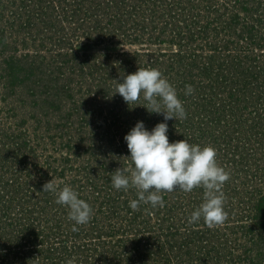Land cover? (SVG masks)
Instances as JSON below:
<instances>
[{"label":"rangeland","instance_id":"rangeland-1","mask_svg":"<svg viewBox=\"0 0 264 264\" xmlns=\"http://www.w3.org/2000/svg\"><path fill=\"white\" fill-rule=\"evenodd\" d=\"M244 1L248 10L230 17ZM83 10L91 12L87 15ZM191 26L197 31L195 52L183 49L179 56H171L178 51L176 38L184 37ZM159 36L171 42L161 44L166 52L161 63L139 56L144 65L135 66L119 55L122 49L143 55L140 49ZM210 43L214 49L206 47ZM213 52L226 57L230 66L223 74L226 89L210 94L196 87L206 83L199 76L203 55ZM137 67L158 69L173 86L177 84L178 94L192 86L193 93L185 98L192 103L191 114L181 119L184 124L175 123L180 118L168 120L174 121L168 123L174 134L169 139L215 148L218 165L229 173L222 188L224 221L212 226L203 218L189 222L190 213L202 202L196 196L197 192L204 195L202 186L163 191L162 206L142 202L133 209L129 201L137 198V189L114 188L113 167L97 173L99 202L104 207L87 223L77 225L78 231L72 230L74 221L68 218L66 205L56 202L48 208L40 200L35 210L34 202L31 206L27 199L10 204L23 182L31 179H51L58 187L70 184L76 191L80 185L85 191L94 187L96 173L81 172L78 167L97 164V157L86 152L87 148L93 151L97 136L108 132L112 114L104 108L106 101L114 113L134 110L127 113L131 120L135 118L134 124L142 120L151 129L163 120L162 114L159 120L160 114L141 109L142 95L126 105L121 96L116 107L112 102L116 92L112 79ZM66 163L74 166L68 169ZM261 165L264 0H0V264H19L5 246L14 233L16 240L27 236L22 233L27 228L41 244L34 243L36 256L31 254L21 264H65L73 257L77 264H264ZM37 168V176L30 173ZM48 192L55 200V194ZM109 197L112 211L105 209L104 202L111 206ZM88 223L96 228L92 230ZM101 229L104 234H97Z\"/></svg>","mask_w":264,"mask_h":264},{"label":"clouds","instance_id":"clouds-1","mask_svg":"<svg viewBox=\"0 0 264 264\" xmlns=\"http://www.w3.org/2000/svg\"><path fill=\"white\" fill-rule=\"evenodd\" d=\"M112 80L116 88L114 94L118 93L127 104L137 101L142 95L146 101L143 107L149 113L163 115V120L151 129L138 120L124 135L128 149L124 158L129 163L127 168L118 167L110 172L113 187L117 190L137 189V198L129 201V206L136 209L142 202L153 207L162 206L163 191L176 188L191 191L196 186H202L203 200L190 213L189 222L203 218L210 226L222 223L227 215L223 207L222 188L229 173L218 165L216 150L211 145L193 144L187 139L169 141L167 121L183 119L187 115L174 86L152 67H137L136 71L123 73ZM186 89V94L190 93L191 85ZM42 190L53 192L57 203L67 206L68 218L74 221L73 231H78L77 225L89 221L91 205L80 198L72 185L58 187L50 179L44 183ZM65 264H77V261L73 257Z\"/></svg>","mask_w":264,"mask_h":264},{"label":"trees","instance_id":"trees-1","mask_svg":"<svg viewBox=\"0 0 264 264\" xmlns=\"http://www.w3.org/2000/svg\"><path fill=\"white\" fill-rule=\"evenodd\" d=\"M247 1H244L243 3H242V5H241V7H239V9H237V10H235V11H233L234 13H235V15L234 14H231V16L230 17H232V18H235V17H239L243 12H245V11H247L248 10V6H247ZM237 6V5H236ZM84 11V14L86 13L87 15H89V13H88V11L89 12H91L90 10H83ZM81 11H77V13H80ZM231 12V11H230ZM83 13H81V16H83L84 15ZM76 16V15H75ZM92 23H94L95 22V20H92L91 21ZM98 23H103V21H101V22H98ZM97 23V24H98ZM185 26H187L188 28H189V25H185ZM223 27H225L224 25H222ZM226 28H229L230 29V27H226ZM196 33H197V31H196V29H195V27H192L191 26V30H189L188 32H187V34L185 35V34H183L184 35V37H185V39L187 38V41L185 42L184 40H182L184 37L183 36H181L180 38H176V45H177V49H178V51L176 52V53H172V55L171 56H174V57H177V56H179V55H176V54H178L179 52L181 53L182 52V50L183 49H188V50H190V52L193 54V52H195V50H194V47H193V42H195V35H196ZM178 34H180L181 35V33H179L178 32ZM188 41H190L191 42V47L189 46V44H188ZM152 42H156V43H166V42H168V43H171L170 41H168V39L167 38H165V36L162 38L161 36H159V37H157V38H154V39H152ZM184 44H186V46L184 45ZM211 46H212V48H213V45L210 43V44H207L206 45V47L208 48V49H210L211 48ZM224 48H228V44L227 43H225V46H224ZM214 49V48H213ZM215 51V50H214ZM179 53V54H180ZM214 53V52H213ZM213 53H207V54H205V55H203V60H204V64H201L202 66H200V73H199V76L200 77H202L203 78V80H205L206 81V83H204V82H200L199 84H197L198 85V87H196V90H198V88H199V86L204 90V91H207L208 93H210V94H212V93H216V92H218V91H220V90H224V89H226V88H224L223 86H224V84H226V82H227V78L225 77L226 75H223V74H227L226 72V70H224L225 69V67H227V68H229V66L230 65H226V57H223L222 55H219V52L217 53L216 52V55H215V53L213 54ZM121 56H123L124 57V59L126 58V57H128V55H126L125 53H123ZM134 56H136V57H139V56H141V55H137V54H135ZM152 57H150L151 59H149L148 58V60H150V61H152V60H156L155 58H157L158 60H159V63H161V58H163V59H165V57H166V55H165V53H157L155 56L154 55H151ZM193 56V55H192ZM216 56V57H215ZM136 57H134V61H135V66H139V64H142V65H144V63H140V60H138V58H136ZM170 57V56H169ZM221 57H223V58H221ZM215 58H218V60H216ZM147 59V58H146ZM121 61H124V60H121ZM131 61H133V58L131 59ZM129 63V62H128ZM157 63V62H156ZM196 63V62H195ZM222 63V64H221ZM224 63V64H223ZM124 66V65H123ZM196 67H197V63H196ZM133 72V71H132ZM192 83L193 84H196L195 82H194V80H192ZM180 84H182V86H184V84L181 82ZM223 85V86H222ZM176 86H177V84H176ZM176 86H174V87H176ZM188 86V85H187ZM192 87V86H191ZM183 88V87H182ZM175 89H178V87H176ZM200 89V88H199ZM220 89V90H219ZM218 90V91H217ZM182 92L181 93H177V96L179 97V99L183 102V105H184V108H185V110H186V113H187V115H190L191 114V112H190V114H189V112L188 111H191V109H193L192 107L190 108L189 106L192 104L191 102H189V104L187 103V101L185 100V98L187 97V95L188 94H191V92L193 93V91L191 90V92L190 93H187L186 94V92H187V89H185V90H181ZM202 91V90H201ZM194 92H195V90H194ZM119 97H120V95L117 93V94H115V96H114V100L112 101V102H114V105H115V107L117 106V103H118V101H119ZM122 100H123V98H122ZM190 100H192L191 98L189 99V101ZM107 102V101H106ZM104 103V108L105 109H107L108 108V113H109V115L110 114H112V115H110V117H109V119H108V122H107V126H106V131L107 130H111V128L114 130V131H117V133L118 134H120V137L123 139V137H124V135L127 133V125H130V124H134V121H135V118L133 119V120H131L132 118L128 115L127 116V113H132V111H134V110H130V111H128L127 109H123L122 111H121V114H119V113H114L113 112V109L111 108V106L109 107L108 105H106L107 103ZM120 102V101H119ZM123 102H124V104L126 105V102L123 100ZM146 105V101L144 100L143 101V103H142V110H146V109H143L144 107L143 106H145ZM193 105H195L194 103H193ZM107 108H106V107ZM116 112V111H115ZM149 113V112H148ZM114 114V115H113ZM149 115V114H148ZM160 118H162L161 117V114H160V116H158V119L160 120ZM172 122H174L173 120H170V121H168L167 123H172ZM181 122H183V120H181V119H177V121H175V123H177V124H184V123H181ZM170 127H172V126H170ZM177 128V127H176ZM126 130V131H125ZM169 133H168V137L169 138H172V136H174V134L172 135L170 132V128H169ZM111 132V131H110ZM97 139H95V141L91 144V146H92V148H93V151L92 152H90V151H88V148H87V154L86 155H93V156H95L96 154V157H98L96 160L98 161L97 162V164L94 166V164L92 163V164H89V162H87L85 165L84 164H82L80 167H78V170L79 171H81V172H88L89 174L90 173H93L92 172V168H96V170H97V172L95 171L94 172V174L96 175V177H95V183H93V188L92 187H90V188H88L87 189V191H85L84 190V188H83V186L82 185H80L79 187H77L78 189H77V192H78V194H79V196H80V198H82V199H85L90 205H91V208H92V215H91V217L90 218H93L95 215H97L99 212H97L99 209H100V207L103 205V203H102V201H100L99 202V200L101 199L100 198V190H99V185H98V182H97V178H99L100 176H97V173H99V172H101L102 170H103V172L104 171H110L111 170V168L113 167L114 168V170L116 169V168H118V167H114L113 166V163L114 162H116V159H115V157H116V153H118L119 151H118V149H119V147H117V148H115V149H113V150H106L105 148H100L101 147V145L99 144V138L98 137H96ZM171 139H169V141H170ZM103 143L104 144H106V145H111L112 144V140L111 139H109V138H105L104 137V139H103ZM101 151H103L102 153H101ZM107 152V155L105 154ZM28 159V157L26 156V157H24V160H27ZM99 159V160H98ZM120 160L119 161H121L119 164H120V167H122V168H126V166H124L123 164H121V163H124L123 161L125 160V158H124V155H120V158H119ZM24 161H22V163H23ZM52 163V162H51ZM129 163V162H128ZM35 164V163H34ZM53 164V163H52ZM89 164V165H88ZM34 166H36V164L34 165ZM48 166H49V168H52L53 166L50 164V163H48ZM72 166H74L73 164H67L66 163V168H68L69 169V167H72ZM29 167V166H28ZM259 169H261V171L259 170L258 172H260L261 174H258V176H259V180L260 181H262L263 180V178H262V175H264L263 173H264V166L263 165H261V168H259ZM26 170L27 171H29L28 170V168H26ZM263 171V172H262ZM38 172H39V168H37L34 172H30L31 174L32 173H34V176H37L38 175ZM30 174H28V176H29ZM43 176H45V177H47V173H46V175H43ZM91 179H89V181H90ZM48 180H39V179H37V181H34V179L32 180H27V181H25V182H23V184H22V186H21V189L24 191V193H26V194H21L22 193V190H21V192H20V194H19V196L17 197V198H13V200H10V204L11 203H13V202H16V204H17V201H19L20 199L21 200H24V199H27L26 201H29V204H31V206H32V203L34 204V206H35V210L36 209H38V206H37V204L38 203H40V200H45V203L47 202V204H46V206L48 207V208H50L52 205H55L56 204V199L54 200L53 198H51L50 196H48V191H44V190H42V186L44 185V183L45 182H47ZM198 187V186H197ZM196 187V188H197ZM197 191H199V189L197 190ZM108 192H110V190L108 191ZM107 192V190L105 189V195H107V196H110L109 195V193ZM28 193V194H27ZM83 195V196H82ZM196 196H198L197 198H198V202L199 201H201V200H203V197H204V195L202 194V192H200V193H198L197 192V194H196ZM41 197V198H40ZM32 198H34L33 200H32ZM40 198V199H39ZM110 202H111V206L110 207H106V203L104 202V204H105V209L106 208H108L107 210H109V209H111V211L113 210V201H112V198L111 197H109V198H107ZM115 199L118 201L119 200V197H115ZM131 199H135V197L134 196H132V198ZM125 202H126V199H125ZM19 205L21 206V204H19L18 203V207H19ZM96 205V206H95ZM145 205V204H144ZM151 205V204H150ZM67 207V206H66ZM103 207H104V205H103ZM21 208V207H20ZM30 208V207H29ZM23 209H25V208H23ZM28 209V208H27ZM27 209H25V211H27ZM61 210V208H60V206H59V208H58V211H60ZM94 212H96V213H94ZM106 213H108V211H106ZM149 213H152V215L150 216V217H152V218H157V215H156V213H154V212H149ZM158 220V219H157ZM48 220L46 219V221L45 222H47ZM159 221V220H158ZM44 222V223H45ZM88 226L89 227H91V229L92 230H94L96 227H94L93 225H90L89 223H88ZM16 233H17V231H16ZM21 233V232H20ZM22 233H25V234H27V236H24V235H19V238H18V240H16V238H15V236H14V234L13 235H11L10 237H9V239L7 240V244H9V246L8 247H6L5 246V248H7V250L6 251H8V252H10V253H12V254H15V257L19 260V264H21V262H25V261H27L30 257H31V254H32V256H36L35 254H34V249H33V247H31L34 243H38V244H41L40 243V241L39 240H36V238L34 237L36 234H32V231H30L28 228H27V230L24 232V231H22ZM95 233H97V232H95ZM97 234H104V230H102L101 229V233H97ZM115 234V233H114ZM16 235H18V234H16ZM77 235H81V230H79V234H77ZM36 240V241H34L33 240V238ZM66 252H68V251H66ZM6 253V252H5ZM8 254V253H7ZM67 256H69L68 254H66V257ZM38 261H39V259H38ZM36 264H41V263H36Z\"/></svg>","mask_w":264,"mask_h":264},{"label":"built area","instance_id":"built-area-1","mask_svg":"<svg viewBox=\"0 0 264 264\" xmlns=\"http://www.w3.org/2000/svg\"><path fill=\"white\" fill-rule=\"evenodd\" d=\"M157 44V45H156ZM161 44H164V43H156V42H152V43H149V44H147V45H144L145 47H143L142 49H140V53H142L143 55H141V56H144L145 57V59L147 58H149V59H151L150 57H152L151 55H156L157 53H166V52H164L163 51V49H161ZM140 45V44H139ZM151 45V46H150ZM152 46H158V48H159V50H156V47H155V49L152 47ZM175 46H177V45H175ZM170 47H172V46H168L167 48H168V50H170ZM176 48H178V47H176ZM174 51H177V49H175ZM120 54L119 55H122L123 53H125L126 55H128V57H126L125 59H127V60H129V63H131V65H133V64H135V61H134V57H136V56H134L135 54H137V55H140V54H138V52L136 53V52H132L131 50L130 51H127L126 49L124 50V49H122V50H120ZM173 53H176V52H173ZM133 58V61H131V59ZM137 58V57H136ZM122 68H123V64H122ZM123 72H127V70L126 69H124L123 68V70H122ZM102 81H104V80H102ZM105 82V81H104ZM108 86H109V84H107V90L109 91V89H108ZM111 88L113 89L114 88V86H111ZM114 90V89H113ZM95 96V95H94ZM107 122H108V120H107ZM111 131V132H110ZM108 130V132H106V134L104 135L105 136V138H113V139H111L112 140V144L111 145H106V144H104L103 143V139H104V137L102 136H97L98 138H99V144L100 145H102V146H104V148L106 149V150H113V149H115V148H117V147H119V149H118V153H116V157H115V159H116V162H114L113 163V166L114 167H117L118 165H119V167H120V162L121 161H119L120 159V155L122 154V155H127V153H128V149H127V147H126V143H125V141L120 137V134H118L117 133V131H114L112 128H111V130ZM103 151H101V153H102ZM106 155H107V152L105 153ZM97 155V154H96ZM96 155H95V157H96ZM63 156H65V154L63 153ZM91 157L93 156V155H90ZM98 158V157H97ZM96 160V159H95ZM99 160V159H98ZM96 163L98 162V161H95ZM124 163H121V164H123L124 166H126V168H127V166H128V161L125 159L124 161H123ZM92 170V172H95V171H97L96 170V168L94 169V168H92L91 169ZM149 214V216H151L152 215V213H148Z\"/></svg>","mask_w":264,"mask_h":264}]
</instances>
